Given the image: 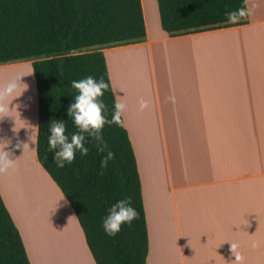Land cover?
Instances as JSON below:
<instances>
[{
    "label": "crops",
    "instance_id": "1",
    "mask_svg": "<svg viewBox=\"0 0 264 264\" xmlns=\"http://www.w3.org/2000/svg\"><path fill=\"white\" fill-rule=\"evenodd\" d=\"M144 1L145 40L102 52L116 101L127 105L122 119L141 179L147 264H264V0H245L242 26L177 37L161 30L156 7L149 29ZM121 58L131 72L121 66L114 77ZM24 65L31 64L0 65V72ZM141 99L149 103L143 112ZM30 119L0 117L8 130L0 138L21 144L16 171L0 174V195L30 263L29 243L57 220L66 226L47 234L48 259L73 264L75 254L95 264L68 202L35 156L37 104Z\"/></svg>",
    "mask_w": 264,
    "mask_h": 264
},
{
    "label": "trees",
    "instance_id": "2",
    "mask_svg": "<svg viewBox=\"0 0 264 264\" xmlns=\"http://www.w3.org/2000/svg\"><path fill=\"white\" fill-rule=\"evenodd\" d=\"M161 30L170 37L242 26L245 0H156ZM244 9L238 21L226 13ZM146 27L141 0H0V65L31 61L37 92L38 163L73 210L95 264H147V221L138 164L129 134L120 125H105L103 136L115 153L106 169L103 154L91 143L87 156L57 168L48 151L49 123L65 120L76 131L67 107L77 94L71 81L88 75L109 83L103 101L111 119L116 101L105 48L143 42ZM130 198L139 213L115 237L102 220L117 200ZM0 264H31L21 235L0 195Z\"/></svg>",
    "mask_w": 264,
    "mask_h": 264
},
{
    "label": "clouds",
    "instance_id": "3",
    "mask_svg": "<svg viewBox=\"0 0 264 264\" xmlns=\"http://www.w3.org/2000/svg\"><path fill=\"white\" fill-rule=\"evenodd\" d=\"M243 15H245L244 9L228 12L226 13L227 22L234 23ZM21 77L23 76H17L0 87V115H6L14 108L10 107L12 103H7L9 98L15 100L26 90L27 86L21 83ZM71 87L77 94L72 98L66 112L76 131L68 134L65 120H51L48 151L53 154V161L57 168L62 169L76 160L77 153L87 156L90 149L86 144L91 143L99 153L103 154L100 167L106 169L109 162L114 160L115 153L109 149L103 136V129L105 125H120L127 105L124 102H115L111 119L108 118V110L103 96L109 89V83L103 77L96 78L88 75L71 81ZM22 88L24 90L21 92ZM147 108H149V103L141 99L139 110L143 112ZM10 144L9 140L0 138V174H9L17 169L18 159H14L13 155L21 147V144L17 143L14 147H10ZM138 217L139 213L132 206L131 199L123 198L111 205L101 226L106 235L115 237L124 226H131ZM236 247L237 245L231 243V252L235 255V261L239 262L242 257L239 254H234Z\"/></svg>",
    "mask_w": 264,
    "mask_h": 264
},
{
    "label": "rangeland",
    "instance_id": "4",
    "mask_svg": "<svg viewBox=\"0 0 264 264\" xmlns=\"http://www.w3.org/2000/svg\"><path fill=\"white\" fill-rule=\"evenodd\" d=\"M152 3L154 5V12H155V7H156L157 17L159 18L157 1L156 0H152ZM146 10H147V16H148L147 20L150 23V24H148L149 25V29L153 30V29H155V27H153V25L151 23L153 21V18H154L151 15L152 9H150L148 6H146ZM150 10H151V12H150ZM154 21H155V18H154ZM259 50H260L259 47L254 49L253 56H254V52L258 53ZM27 63L31 64V61L25 62V64H27ZM121 66H122V68L125 71H127L129 73L131 72L130 64L125 60V58L117 59V61L114 63V67L112 68L113 73H114V77L116 75V70L118 71L119 67H121ZM9 74H11L10 78H12L13 76H14L13 78H15V76L16 77L17 76H23V77H21V83L26 85L27 88H26V90L23 92V94L19 98L15 99V100H12V98L8 99L7 103H9V104L12 103L10 107H14V108L11 111H9L6 115H0V117L8 119V118L14 116L15 119L18 122L19 121L21 122V121L25 120V124H26V118L28 117V113L27 112L28 111L32 112V113H30V116L32 114L34 115L35 106L37 104V92H36V86H35V81H34V77H33L32 67H31V65H26V66L24 65V66H21V67H16V68H11V69L4 70V72L2 71V73L0 72V84H2L3 76L9 77L8 76ZM23 90L24 89L22 88L21 92ZM25 124H24V126H25ZM22 125H23V123H22ZM20 127H22V126H20ZM7 132H8V130H4L0 126V137H2L1 135L5 136ZM11 137H13V136H11ZM35 156H36V149H35ZM144 184H145V180H144ZM24 191H26L27 194H28V192H30L33 195L34 192H35V189L34 188H29L27 186V188H25ZM66 208L68 209V211L70 213V216L73 219V222L76 224V226H78L79 224L76 223V218L74 216L73 210L70 209L69 206H66ZM58 214H63V211L61 209L57 210L56 217L58 216ZM56 221L57 220L52 221L50 224L49 223H44L43 224L44 230L43 229L40 230L41 232L36 235L35 243L33 241H31L29 243V247H30V249H32V251L34 253V254L32 253L33 254L32 258H34L33 259L34 260L33 264H36L35 263V258H37L39 260V257H41V256L44 257L45 256L44 252L41 251V247L40 246H42L43 244H48V243L51 244V237H47V234L49 233L50 229L51 228H55V227L61 229V228H64L66 226V224L65 225H58V224H56ZM78 227H79V229H81L80 226H78ZM81 232H82V230H81ZM81 232H79V233H80V236H81V241L83 243V250L86 253H88L87 250H86L87 248L85 247V244H86L85 243V238H84L83 232H82V234H81ZM72 243L73 242H71V244ZM74 248H75V246H74ZM93 263H94V260H93Z\"/></svg>",
    "mask_w": 264,
    "mask_h": 264
},
{
    "label": "bare ground",
    "instance_id": "5",
    "mask_svg": "<svg viewBox=\"0 0 264 264\" xmlns=\"http://www.w3.org/2000/svg\"><path fill=\"white\" fill-rule=\"evenodd\" d=\"M145 2V4H146V6H148L150 9H154V5H153V3H152V0H145L144 1ZM151 11V10H150ZM147 12V11H146ZM153 13H155L154 11H153ZM152 13V14H153ZM155 16V15H154ZM10 75L11 74H9L8 76L9 77H5V76H3V81H2V84H0V87H3L4 85H6L10 80H12V78L14 77H12V78H10ZM14 75V74H13ZM16 77V76H15ZM29 110V109H28ZM28 113V117L26 118V124L28 123L29 124V121H31V119H30V113H32V112H27ZM28 121V122H27ZM29 127V126H28ZM27 129V128H26ZM66 216V215H65ZM62 217V214H60L59 215V218H61ZM60 220V219H59ZM67 221V220H66ZM64 223V222H63ZM62 225V224H61ZM70 229V228H69ZM69 234V233H68ZM71 237V236H70ZM68 240L70 241V244H69V249H70V253L72 254V244H71V241H73V240H71L70 238H68ZM41 247V251H43L44 252V255L46 256L47 255V250H48V246H47V248H46V244H43L42 246H40ZM39 257V260L37 259V262H36V264H54V263H52L51 262V260H49L48 259V257L46 256V257ZM77 255H75V254H73V258H74V260H73V264H82L83 263V260H82V258L81 257H79L78 256V262H77V257H76Z\"/></svg>",
    "mask_w": 264,
    "mask_h": 264
}]
</instances>
